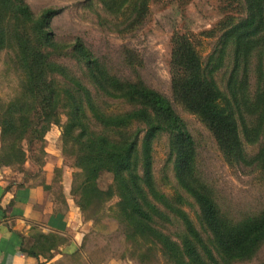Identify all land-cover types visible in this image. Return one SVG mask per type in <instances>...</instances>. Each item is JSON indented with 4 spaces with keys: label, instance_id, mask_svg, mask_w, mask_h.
<instances>
[{
    "label": "trees",
    "instance_id": "1",
    "mask_svg": "<svg viewBox=\"0 0 264 264\" xmlns=\"http://www.w3.org/2000/svg\"><path fill=\"white\" fill-rule=\"evenodd\" d=\"M100 1L106 6L104 0ZM146 2L135 0L138 11L140 7L144 9ZM246 4V16L224 28L219 44L205 62L199 60L186 41L175 46L172 84L175 97L201 116L229 158L247 161L238 124L246 132L253 125L257 135L262 134V141L252 160L264 169V0H246ZM59 11L48 7L35 13L25 0H0V51L5 48L12 51L22 76L21 92L0 109V166H23L29 156L22 141H42L53 119L63 112L66 123L62 126V137L65 144L72 145L75 165L84 176L80 183L83 194L91 193L88 185L98 172H111L114 183L110 188L118 198L124 220L131 225L130 234H143L158 241L163 253L175 258L178 264H209L186 236H179V247L154 225L157 219L169 220L173 214L189 226L181 209L166 201L167 211H163L149 200L144 189L148 187L157 196L149 168V141L160 133H167L179 176L185 178L187 191L195 194L222 255L226 259H249L264 239V219L244 223L234 231L221 225L207 193L186 178L192 140L171 102L141 82L112 74L80 39L71 44L55 40L49 22ZM61 56L81 66L83 77H76L58 63L56 58ZM229 56L231 67L224 72L221 88L213 74L224 67ZM251 74L255 79L254 91L248 92L245 85ZM109 100H118L129 109L110 112ZM133 122L137 126L130 130L128 127ZM257 135L246 136L247 141H256ZM140 139L142 175L137 172ZM92 192L103 194L95 189ZM159 197L164 198L160 194ZM76 204L79 208L84 206V202Z\"/></svg>",
    "mask_w": 264,
    "mask_h": 264
},
{
    "label": "rangeland",
    "instance_id": "2",
    "mask_svg": "<svg viewBox=\"0 0 264 264\" xmlns=\"http://www.w3.org/2000/svg\"><path fill=\"white\" fill-rule=\"evenodd\" d=\"M25 1L35 13L48 7L60 9L49 22L55 40L71 44L80 39L112 74L141 82L171 102L192 140L191 162L186 178L207 193L225 229L234 231L243 227L244 223L264 219V169L252 160L260 148L262 134L258 136L253 125H249L247 135L238 124L247 161L229 158L201 116L186 108L175 97L172 84L175 46L186 41L199 60L205 62L219 44L224 28L246 16V0H147L144 9L140 7L139 11L135 0H104L106 6L100 0ZM230 58L226 57L224 67L213 74L221 88ZM255 58L256 55L252 56L253 60ZM56 61L76 77H83L82 67L69 57H57ZM254 80L251 74L245 85L247 87L244 86L248 92L254 91ZM21 83L22 76L14 63L13 53L5 48L0 51L1 110L21 92ZM84 83L92 89L86 81ZM109 104L110 112L129 109L128 105L118 100H109ZM246 115L251 118L249 114ZM65 123L66 115L61 112L53 119L42 141L23 140L22 147L29 159L23 166L15 164L9 167L12 172L32 184L45 182L48 173L51 182L47 188L55 199L63 203L67 195L75 204L84 202V206L79 208L83 219L93 222L84 248L93 263L178 264L175 258L163 253L158 241L143 234L129 233L131 225L124 220L118 208V198L110 188L114 183L111 172H98L88 185L89 191L95 189L103 194L95 195L92 191L87 192L88 196L83 194L80 183L84 176L75 165L72 145L65 144L62 137ZM136 126L137 123L133 122L128 128L133 130ZM254 134L257 140L247 141L246 136L252 138ZM142 145L140 139V162L137 166L140 175L143 172ZM171 148L167 133H160L149 141V168L153 189L158 197L148 187L144 189L149 200L163 211H167L164 205L166 201L181 209L189 226H185L181 218L170 214L169 220L156 218L155 227L168 234L179 247L181 238L186 236L209 264H264V239L249 259L224 258L195 194L187 191L185 178L179 176L177 159ZM31 170H35V173H31ZM159 194L164 198H160Z\"/></svg>",
    "mask_w": 264,
    "mask_h": 264
},
{
    "label": "crops",
    "instance_id": "3",
    "mask_svg": "<svg viewBox=\"0 0 264 264\" xmlns=\"http://www.w3.org/2000/svg\"><path fill=\"white\" fill-rule=\"evenodd\" d=\"M50 182L48 173L32 184L0 166V264H95L84 248L93 222L71 197L55 199Z\"/></svg>",
    "mask_w": 264,
    "mask_h": 264
}]
</instances>
